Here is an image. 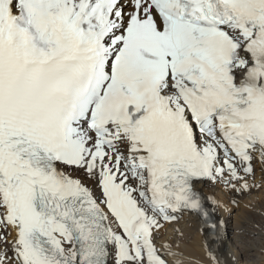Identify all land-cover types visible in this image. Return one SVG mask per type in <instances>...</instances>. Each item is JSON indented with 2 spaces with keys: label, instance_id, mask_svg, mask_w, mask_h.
<instances>
[{
  "label": "snow or ice",
  "instance_id": "obj_1",
  "mask_svg": "<svg viewBox=\"0 0 264 264\" xmlns=\"http://www.w3.org/2000/svg\"><path fill=\"white\" fill-rule=\"evenodd\" d=\"M262 189L264 0H0V264H237Z\"/></svg>",
  "mask_w": 264,
  "mask_h": 264
},
{
  "label": "bare ground",
  "instance_id": "obj_2",
  "mask_svg": "<svg viewBox=\"0 0 264 264\" xmlns=\"http://www.w3.org/2000/svg\"><path fill=\"white\" fill-rule=\"evenodd\" d=\"M260 175L258 169L257 180L260 179ZM203 190L208 193H215L216 196L222 200L226 201L229 199L224 192L212 185H205ZM263 199L264 189L253 192L252 195L243 198V203L256 206V203ZM258 206L260 207V205ZM244 211L248 213L246 209ZM243 213L234 214L231 218V223L229 225L231 239L227 243L225 254L231 253L236 255L238 257L237 264H264V235H261L257 229L252 227L253 221H259L260 218L248 216L245 217L246 220L244 219L245 223H241L238 215L240 214L243 219ZM221 214L226 215L223 210ZM241 228L243 231H232L233 229ZM178 229L184 233L183 239L179 240V245L185 255L193 257L201 256L203 252L202 244L204 241V234L199 230L198 221L194 217L186 216L180 221ZM162 236L172 239L173 241L177 240L176 234L173 232L171 226H166V230L162 233Z\"/></svg>",
  "mask_w": 264,
  "mask_h": 264
},
{
  "label": "rangeland",
  "instance_id": "obj_3",
  "mask_svg": "<svg viewBox=\"0 0 264 264\" xmlns=\"http://www.w3.org/2000/svg\"><path fill=\"white\" fill-rule=\"evenodd\" d=\"M260 202V203H259ZM259 202H257L256 203V207L258 208L259 206L258 205H260V207L262 206V204L264 203V199L261 201H259ZM263 202V203H262ZM263 206H264V204H263ZM259 207V208H260ZM241 209L244 211L245 210V208L242 206L241 207ZM242 210H240V214L241 213H243V211ZM245 213V214H244ZM244 213H243V219L241 218V215L239 214L238 216H239V218H240V222L241 223H245V221H244V219L246 220V218L245 217H248V216H251V217H254V216H256V218H259V216L258 215H253V214H250V213H246L245 211H244ZM246 215V216H245ZM242 220V221H241Z\"/></svg>",
  "mask_w": 264,
  "mask_h": 264
}]
</instances>
